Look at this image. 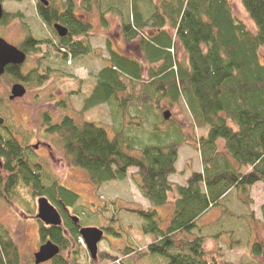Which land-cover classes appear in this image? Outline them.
I'll return each mask as SVG.
<instances>
[{"label":"trees","instance_id":"obj_1","mask_svg":"<svg viewBox=\"0 0 264 264\" xmlns=\"http://www.w3.org/2000/svg\"><path fill=\"white\" fill-rule=\"evenodd\" d=\"M240 1L254 29L238 19L231 0H132L131 14L125 15L121 30L127 41L138 40L149 65L158 67H147L150 79L144 81L141 61L112 50L110 62L100 70L97 85L84 107L88 110L110 103L116 105L117 111L124 109L129 98L119 94L129 88L125 78L139 82L144 79L139 101L146 108H161V101L166 98L172 103L185 100L193 118L208 127L206 134L194 135L200 148L202 171L177 169L180 148L190 141L178 130L176 138L161 144H144L140 154L134 155L129 152L133 140L126 134L123 122L112 137L94 121L78 124L66 115L53 124L50 114L43 115L46 132L60 139L70 163L83 169L96 186L122 181L131 168L137 169L133 178L150 208L138 209L136 213L144 221L142 233L155 237L147 248L138 250L139 256H161L167 264H216L205 259L202 236L183 241L187 252L182 248L172 253L177 247L175 237L198 230L199 220L232 189L248 194L252 186L264 183V0ZM46 3H38L43 22L53 30L54 24L61 23L68 28V34L59 37L56 33V44L28 34L18 48L29 57L40 51L41 44L52 43L66 57L89 55L93 24L77 12V0H66L62 7L55 2ZM107 3L116 9L124 7ZM126 9L121 10L122 15ZM21 17L18 12L5 11L1 23ZM180 48L186 54L185 61L176 58L175 52ZM23 65H9L3 76L28 86H41L48 80L49 68L23 71ZM131 99L136 101L135 96ZM0 111L5 112L3 100ZM2 125L0 155L5 169H0V197L15 201L16 189L22 185L31 186L34 197L45 196L54 203L64 223L47 226L35 216L41 240L50 239L60 246L53 264H78L72 253L76 252L80 226L68 218L67 210L77 204L80 195L66 188L58 176L45 184L47 178L41 165L28 155L31 147L24 146L10 127ZM220 142L224 144L222 149ZM242 168L246 171L242 172ZM187 171L184 184L170 181V176H184ZM172 194L173 214L163 228L157 208L167 205ZM253 251L264 257V243L255 242ZM130 252V248L123 250L124 254ZM101 257L121 264L117 257L106 253ZM0 264H22L18 245L2 223Z\"/></svg>","mask_w":264,"mask_h":264},{"label":"rangeland","instance_id":"obj_2","mask_svg":"<svg viewBox=\"0 0 264 264\" xmlns=\"http://www.w3.org/2000/svg\"><path fill=\"white\" fill-rule=\"evenodd\" d=\"M43 1L2 0L5 11L18 12L22 17L12 18L6 23L0 21V37L15 46L28 34L41 41L53 40L56 44V29L48 27L38 12V3ZM46 1L47 5L55 2L62 7L66 0ZM109 1L113 3L114 0H77V12L93 24L89 37L92 52L89 55L66 57L63 52L56 50L54 44H41L40 51L27 58L23 71L36 67L49 68V78L41 86L24 84L27 92L15 100L9 99L15 81L11 76L0 77V100H3L5 110L0 111V116L5 120L3 124L10 127L21 143L31 147L30 156L41 165L47 178L45 184L58 176L66 188L80 195L77 204L67 210L68 215L77 217L79 226L105 230V237L99 244L95 259L91 257L80 234L77 246L75 245L76 252L72 253L78 264H120L119 261L114 263L111 258L101 257L105 253L117 257L121 264H167V259L161 256H139L138 250L147 248L155 241V237L142 233L144 221L136 213L138 209L150 208V202L143 196L133 178L137 169L131 168L122 181H110L96 186L83 169L70 163V159L63 153L60 139L46 132L43 122L45 113L50 114L53 124L69 115L78 124L85 121L96 122L105 127L112 137L115 129L123 122L126 134L133 140V147L129 152L134 155L140 154L144 144H161L176 138L178 130L183 133V137H189L190 141L180 148L177 169L203 170L200 148L194 135L206 134L208 127L193 118L183 99L172 103L170 98H166L161 101V108L152 109L146 108L139 101L143 80L150 79L146 68L151 65L157 69L158 65H149L138 46V40L127 41L121 30L123 19L125 15L127 17L131 14L132 8L128 7L122 15L124 7H110L107 3ZM129 2L132 5V0ZM231 4L238 19L254 29L241 1L231 0ZM89 5L91 9L88 8ZM142 5L144 6L143 2ZM112 50L127 53L141 61L144 64V79L140 82L124 79L129 84L128 90L119 94L121 98H129L124 109L117 111L115 104L102 103L84 110L88 97L97 85L100 70L110 62ZM175 55L179 61H185L183 49L180 48ZM147 95L153 96L151 93ZM134 96L136 101L131 99ZM166 112L169 113L168 118H164ZM17 131L20 133H16ZM223 145L220 142V149ZM241 171L245 172L246 169L242 168ZM188 175L189 171L184 176L173 175L170 181L182 185ZM170 197L167 205L157 208L161 213L163 228L168 226L173 214L175 195ZM39 198L32 195L31 186L22 185L16 189L15 201L9 202L0 197V223L7 227L18 245L22 264H35L34 254L43 243L39 222L35 218ZM198 236L204 238L203 249L208 261L216 264H264V257L253 251L255 242L264 243V183L252 186L248 194L232 189L199 220L198 230L175 237L177 247L171 252L177 253L182 248L187 252L183 241ZM126 248L131 249L129 254L123 253ZM41 264H53V261Z\"/></svg>","mask_w":264,"mask_h":264},{"label":"water","instance_id":"obj_3","mask_svg":"<svg viewBox=\"0 0 264 264\" xmlns=\"http://www.w3.org/2000/svg\"><path fill=\"white\" fill-rule=\"evenodd\" d=\"M5 10L3 3L0 2V21L4 16ZM59 37H65L69 30L61 23L54 24ZM27 53L19 49L17 46L7 42L0 37V77L5 74L6 68L11 65H22L27 60ZM27 92L26 86L21 82H16L11 87V94L9 98L15 100L23 97ZM169 117V113H165V118ZM4 118L0 116V125L4 123ZM37 217L47 226H59L62 224V216L58 208L51 203V201L42 196L38 199V214ZM77 220V217H75ZM80 234L93 258H96L99 252V244L103 240L105 234L104 230L98 227H83ZM60 246L52 240H47L39 247L35 253V263L41 264L48 262L60 254Z\"/></svg>","mask_w":264,"mask_h":264},{"label":"flooded vegetation","instance_id":"obj_4","mask_svg":"<svg viewBox=\"0 0 264 264\" xmlns=\"http://www.w3.org/2000/svg\"><path fill=\"white\" fill-rule=\"evenodd\" d=\"M0 2H1V1H0ZM17 47H18V46H17ZM5 73H6V72H5ZM13 84H14V83H13ZM13 84H12V85H13ZM24 144H25V143H24ZM25 145H26V144H25ZM25 145H24V146H25ZM27 152H28V155H31V150H28ZM0 169H5L4 159H3V157H2L1 155H0ZM58 210H59V209H58ZM59 211H60V210H59ZM60 213H61V211H60ZM61 216H62V213H61ZM68 216H69V215H68ZM68 218H69L73 223H75V224L78 223V218H77V220H75V216H71V215H70ZM63 223H64V218H63V216H62V224H63ZM62 224H61V225H62ZM59 226H60V225H59ZM81 228H83V226H80V230H79V231H81ZM101 229H102V228H101ZM103 230H104V229H103ZM104 234H105V230H104ZM104 237H105V236H104ZM43 243H44V242H43ZM41 245H42V244H41ZM41 245H40V246H41ZM87 249H88V248H87ZM38 250H39V249H38ZM38 250H37V251H38ZM37 251H36V252H37ZM60 251H61V250H60ZM88 251H89V250H88ZM36 252H35V253H36ZM89 253H90V252H89ZM90 255H91V254H90ZM34 256H35V254H34ZM91 257H92V256H91ZM55 258H56V257H55ZM55 258H53V259L50 260V261H54ZM92 258H93V257H92ZM96 258H97V257H96ZM93 259H95V258H93ZM35 264H36V263H35Z\"/></svg>","mask_w":264,"mask_h":264},{"label":"crops","instance_id":"obj_5","mask_svg":"<svg viewBox=\"0 0 264 264\" xmlns=\"http://www.w3.org/2000/svg\"><path fill=\"white\" fill-rule=\"evenodd\" d=\"M130 0H123V3H122V0H114L113 3H114V6H124V8H128L131 7V3L129 2ZM118 12V11H117ZM119 14V13H118ZM178 165V163H177ZM173 176V175H172ZM171 177V176H170Z\"/></svg>","mask_w":264,"mask_h":264},{"label":"bare ground","instance_id":"obj_6","mask_svg":"<svg viewBox=\"0 0 264 264\" xmlns=\"http://www.w3.org/2000/svg\"><path fill=\"white\" fill-rule=\"evenodd\" d=\"M3 3V2H2ZM16 83V82H15ZM22 83V82H21ZM23 84V83H22ZM24 85V84H23ZM25 86V85H24ZM11 94V93H10ZM10 96V95H9ZM10 99V98H9Z\"/></svg>","mask_w":264,"mask_h":264}]
</instances>
